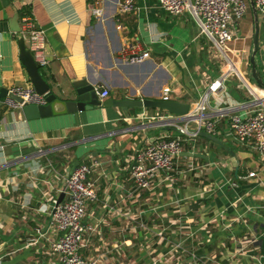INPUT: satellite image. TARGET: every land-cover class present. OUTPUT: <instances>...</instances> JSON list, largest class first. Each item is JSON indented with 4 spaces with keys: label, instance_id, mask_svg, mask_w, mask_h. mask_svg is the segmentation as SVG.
<instances>
[{
    "label": "crops",
    "instance_id": "crops-1",
    "mask_svg": "<svg viewBox=\"0 0 264 264\" xmlns=\"http://www.w3.org/2000/svg\"><path fill=\"white\" fill-rule=\"evenodd\" d=\"M120 1L102 0L104 16L97 20L89 12L92 0H11L13 8L0 9V89L31 86L10 30L15 9L19 26L29 17L44 34L49 63L40 71L58 98L86 78L109 91L106 100H162L169 88V100L193 111L224 58L188 13L171 16L157 0H135L134 12L118 15ZM257 23L255 61L264 79V19L258 13ZM254 24L249 5L224 47L250 86ZM132 42L149 53L145 62L119 59ZM244 81L231 74L206 102L214 136L225 148L182 136L174 170L159 173L153 189L141 192L131 190L133 154L158 138L178 137L181 117L156 108L100 106L28 121L0 99V264H58L49 251L56 237L53 206L66 177L85 162H96L89 176L96 200L83 219L91 228L79 251L83 257L97 264H264V155L238 144L228 125L231 115L255 110Z\"/></svg>",
    "mask_w": 264,
    "mask_h": 264
},
{
    "label": "built area",
    "instance_id": "built-area-1",
    "mask_svg": "<svg viewBox=\"0 0 264 264\" xmlns=\"http://www.w3.org/2000/svg\"><path fill=\"white\" fill-rule=\"evenodd\" d=\"M93 6L89 8L91 16L97 20L104 16L100 6L102 0H92ZM256 12L264 19V0H252ZM158 7L171 16H181L188 13L213 47L224 58L226 66L232 68L222 72L208 85L207 94L201 99L197 107L187 115L183 126H177L178 137H161L143 147L133 154L129 166L131 190L133 192L149 191L153 189L159 173L169 174L174 170V163L181 152L182 136L195 139L197 132L204 131L214 135L215 122L206 115V102L209 94H217L231 74H235L244 81L236 67L226 56L225 44L232 40L235 29L249 9L248 0H157ZM135 0H122L118 3V15L134 12ZM19 34L23 38L26 49L31 53L34 62L39 68L46 67L49 58L43 32L38 29L31 18L21 20ZM149 53L142 50L137 42L128 43L119 53V59L125 64L135 65L145 62ZM245 82V81H244ZM246 84L249 93L254 96L253 111L245 115L233 114L229 117L228 125L234 140L240 145H251L260 154L264 155V95L257 97L255 92H263L255 86ZM252 87L255 92L252 91ZM95 93L100 102L106 100L109 91L102 87H95ZM169 88L163 89L162 100L168 101ZM11 97H18L21 103ZM3 104L9 109H22L23 105H46L44 95H39L32 86L11 87L7 89V96ZM195 124L190 131L188 124ZM167 126V125H166ZM96 162L79 163L66 177L63 186V200L53 206L51 226L55 232V239L49 245V251L57 258L58 264H97L95 259H88L80 254L85 234L91 230L83 223L88 203L96 200V190L93 182L89 180L92 167ZM254 177L255 173H249ZM264 187V182L262 183ZM40 207L39 210H42ZM38 238L39 229H36Z\"/></svg>",
    "mask_w": 264,
    "mask_h": 264
},
{
    "label": "water",
    "instance_id": "water-1",
    "mask_svg": "<svg viewBox=\"0 0 264 264\" xmlns=\"http://www.w3.org/2000/svg\"><path fill=\"white\" fill-rule=\"evenodd\" d=\"M249 5L252 8L254 15V35L252 39L251 53L249 57L250 65V79L256 88L264 90V79L256 66L255 57L258 52V23H257V12L254 7L253 1L248 0ZM11 6V0H0V9L4 7ZM13 8V6H11ZM14 14L9 20L11 32L16 33L17 45L19 50V61L25 68L26 74L30 85L35 89L39 95H44L46 99V105L36 106V105H23L21 111L23 116L28 121L50 118L52 116L65 115V114H74L77 112H84L92 110L94 107H113L121 109L122 111H127L130 108H156L166 111L170 115H177L181 117L182 122L187 121V115L189 113L190 105L177 102L176 100H113L108 99L103 102H100L96 93L95 86L89 80L82 79L75 81L73 83V92L65 98H58L54 93L52 86L44 78L43 74L40 71V68L36 65L33 60L31 53L26 49L23 38L19 34V16L17 11L13 10ZM7 96V89H0V99H3ZM16 102L21 103V100L18 97H11ZM169 127V126H168ZM164 128L170 130L173 128ZM177 133L178 130L174 129ZM190 131H193L189 129ZM199 137L205 138L208 141L217 144L218 146L225 148L224 144L217 139L214 135L208 134L204 131L197 132ZM189 157H202L200 155H193L188 153ZM64 198V194H60L56 201L58 205Z\"/></svg>",
    "mask_w": 264,
    "mask_h": 264
},
{
    "label": "bare ground",
    "instance_id": "bare-ground-1",
    "mask_svg": "<svg viewBox=\"0 0 264 264\" xmlns=\"http://www.w3.org/2000/svg\"><path fill=\"white\" fill-rule=\"evenodd\" d=\"M252 91L255 92L256 90H254V88L252 87ZM256 94H258V92H255ZM260 93V92H259Z\"/></svg>",
    "mask_w": 264,
    "mask_h": 264
},
{
    "label": "rangeland",
    "instance_id": "rangeland-1",
    "mask_svg": "<svg viewBox=\"0 0 264 264\" xmlns=\"http://www.w3.org/2000/svg\"><path fill=\"white\" fill-rule=\"evenodd\" d=\"M226 49V48H225ZM229 53V55H230V52H228Z\"/></svg>",
    "mask_w": 264,
    "mask_h": 264
}]
</instances>
